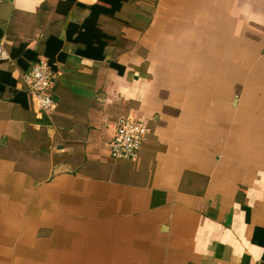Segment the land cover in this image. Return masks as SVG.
Returning <instances> with one entry per match:
<instances>
[{
    "label": "crops",
    "instance_id": "crops-1",
    "mask_svg": "<svg viewBox=\"0 0 264 264\" xmlns=\"http://www.w3.org/2000/svg\"><path fill=\"white\" fill-rule=\"evenodd\" d=\"M0 49V264H264V0H0Z\"/></svg>",
    "mask_w": 264,
    "mask_h": 264
},
{
    "label": "built area",
    "instance_id": "built-area-1",
    "mask_svg": "<svg viewBox=\"0 0 264 264\" xmlns=\"http://www.w3.org/2000/svg\"><path fill=\"white\" fill-rule=\"evenodd\" d=\"M4 55V51L0 49V59ZM53 83L54 74L43 59L33 63L25 74L24 84L36 115L48 114L54 109L51 95ZM148 133L149 130L143 122L130 117L120 118L115 124L112 138L106 144L109 157L135 160Z\"/></svg>",
    "mask_w": 264,
    "mask_h": 264
},
{
    "label": "trees",
    "instance_id": "trees-1",
    "mask_svg": "<svg viewBox=\"0 0 264 264\" xmlns=\"http://www.w3.org/2000/svg\"><path fill=\"white\" fill-rule=\"evenodd\" d=\"M49 65V64H48ZM49 67H50V65H49ZM50 70H51V67H50ZM52 71V70H51Z\"/></svg>",
    "mask_w": 264,
    "mask_h": 264
}]
</instances>
